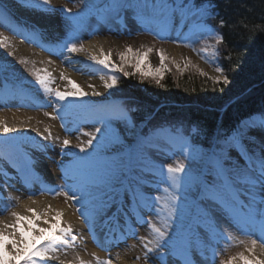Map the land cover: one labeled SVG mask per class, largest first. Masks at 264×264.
<instances>
[{
    "label": "snow or ice",
    "instance_id": "6c2138e0",
    "mask_svg": "<svg viewBox=\"0 0 264 264\" xmlns=\"http://www.w3.org/2000/svg\"><path fill=\"white\" fill-rule=\"evenodd\" d=\"M40 3L44 11H53L51 0H40ZM117 7L124 8L126 5L121 4ZM136 7L141 10L145 18L160 16L169 22L173 21L177 15H180L181 18L187 16L193 9L197 13L202 11V6H198L194 0H183L182 3H176V0H144L143 4H138ZM63 11L71 13V9L68 8ZM78 16L79 14L75 17H67L68 26L73 32L79 28ZM221 25H223V21H221ZM216 39L217 43L223 42L222 35H217ZM78 40L79 38L75 37L66 43L68 53H88L89 61L102 66L101 71L108 70L110 73L119 71L124 76L130 75L124 71V62L126 55L133 53L131 46H128L125 52L119 53L120 63L117 64L111 59V50L105 53L101 46L100 54L96 55L89 52L83 43H78ZM0 45L4 48L9 47V38L0 34ZM152 51V48H148L147 52L143 53L136 50L134 55L138 60L134 66L139 68V57L147 56ZM203 51L207 52V49ZM158 56L159 69L157 70L159 71L167 68L165 61L168 57L165 56L163 48L158 50ZM20 63L26 64L28 61L21 60ZM190 63L191 61L188 60L185 67ZM176 67L180 70L179 64ZM216 71L221 72L222 69L217 68ZM202 74L207 76V73ZM32 75L35 77L34 83L38 84L46 95L54 98L48 106L55 107L57 113L61 109L68 111L83 107L86 103L84 97L89 95H104L91 84L88 85L91 91H84L76 81L63 72L60 78L67 81L64 90L51 86L55 80L47 69L37 70L34 68ZM100 79L103 81V88L110 92L118 85V78L115 74H111L109 78L101 75ZM212 79L219 82L218 77H212ZM156 82L160 83L159 80ZM224 82L227 83L226 78ZM160 86L163 87V85ZM64 101L67 103L60 104ZM45 115L52 119L57 118L56 115L47 112ZM60 118L63 119V116ZM113 121H121L129 128L134 127L127 109L120 107L103 121V132L100 127H96L92 132H81V135L88 139L80 140L77 137L79 142L75 145L68 138L61 141V154L75 158L73 178L77 183L69 185L67 190L63 186H57L56 189H42L41 194L44 191H49L54 195H63L66 201L80 205L77 211H80L89 199L99 200V214L117 225L120 224V217H124L126 225L128 219L144 212L155 213L158 217L162 215V226L160 227L146 217H142L154 236L152 240L137 236L146 251L143 257L135 259L143 258L145 264H148L149 254L154 252L159 253L157 258L160 264H169V258H171L172 264H194L193 252H199L203 257L206 249L212 251V259L215 261L216 247L210 242H202L201 237L203 236V239L207 241L208 231L215 233L219 230L226 240L235 239L223 228L222 221H227L237 227L247 239L237 241L238 245L244 246V251L220 260L219 264H239V262L242 264H264V258H262L264 257V145L260 146L259 153L255 148L250 149L248 145L255 144L256 141L254 137L247 135L248 129L264 130V118L259 121L250 119L242 122L241 130L225 137L222 141H217L216 147L210 151H204L193 143V136L199 134V130L195 127L192 128L190 135H184L179 129L164 126H158L147 133L142 132L136 138V143L142 151L148 152L149 155H151L154 139L167 140L179 137L181 140L180 155L189 160L191 167L186 170V165L177 161L175 165L168 164L165 173L163 169L145 164H141L135 169L125 166L113 171L104 186L101 187L92 179L93 169L90 161L94 154L106 149L115 152L124 150V139L117 130L113 129ZM100 122L97 121V123ZM16 131L18 129L15 126L9 127L6 121L0 120V134L7 135ZM36 131L40 132V129L37 128ZM45 132L47 135L43 137L44 140L52 138L49 128H46ZM52 147L54 148L55 145L53 144ZM72 147L78 149L79 152H73ZM43 148L47 149L48 145H44ZM89 149H92V152H89ZM233 151L240 159L231 155ZM80 153H84V155L81 156ZM34 164L35 160L29 156L23 167L18 169V172L21 173V180L25 184L31 179L25 174V171L34 172ZM61 168H64L63 164H61ZM161 185H164V195H153V191L159 192ZM193 189L204 206L198 208L195 218L182 225L181 230L172 232L173 222L178 216V204L181 201L186 202L188 194ZM31 202L32 204L37 203L34 199ZM113 206L116 211L108 215ZM25 208L28 214L11 211V216L14 218L11 223L0 220V264H21V261L23 264H50L51 261L60 260L59 252L63 251L66 254L67 249L75 248L77 234L74 233L70 223L65 222L62 226L63 211L54 209L51 205L40 212L29 205H25ZM2 211L7 212L9 208L5 206ZM180 215H183L182 210ZM135 222L139 223L138 220ZM202 230L206 231L202 232ZM119 231L120 235L127 238L123 229H119ZM170 232H172L171 236ZM30 233L31 236H29ZM46 233L47 235H45ZM110 234L115 236V230L110 229ZM133 234L135 235V233ZM96 242L99 244V241ZM9 244L11 248L8 247ZM100 246L104 247V245ZM164 250L167 252L165 253ZM258 250L259 255L257 254ZM105 251H110V249L105 248ZM92 255L96 264H113L111 257L101 259L95 254ZM79 264H86V262L80 259Z\"/></svg>",
    "mask_w": 264,
    "mask_h": 264
},
{
    "label": "rangeland",
    "instance_id": "374dc122",
    "mask_svg": "<svg viewBox=\"0 0 264 264\" xmlns=\"http://www.w3.org/2000/svg\"><path fill=\"white\" fill-rule=\"evenodd\" d=\"M121 1L122 0L114 1L111 15L107 13V11L97 12L98 10L94 8L98 4L97 0H51V7L53 9L52 12L44 11L41 6L40 0H38V2H29L27 0H21L19 3L25 6L27 10H29V12L49 17L51 20H53L56 24L60 26V29L54 31L51 34V38H52L51 41L53 44L55 42H58L62 45H66V43L73 40L75 37H78L79 40L77 42L83 43L85 46L86 39H90L92 37L100 38L106 36L108 37L107 41L111 43V47L109 49L111 50V54L115 53L116 55H118V57H119V53L125 52L128 46H131L134 52H136V50H139V52L141 53L147 52L148 48H152L153 51L149 53L147 56L139 57L140 59H142L143 57V60L140 63L143 70L158 71L157 69H159V63L154 64V59H156L158 50L163 48L165 51V56L167 55L171 57V59L175 61V65L179 64L180 68H182L188 60H192V63L195 66H197L201 71L209 72L210 74L214 75V77H219L220 79H224V77L220 74V72L217 71L216 73H214L212 72V70H209L212 68V64H214L215 53H216V49H215L216 39L204 38L200 36L199 34L202 32V29L196 27L190 33L186 32L187 27H185V30L179 29L178 31H176L174 28L175 23H172L174 21L169 22L164 19L158 20L160 18H158L157 16L152 18H145L140 16L142 14L141 11L139 13H133L131 15L139 20L140 18H144L140 20L141 26H138L136 28V32H133L135 29L130 30L131 28H124L122 30H119L121 28L113 25L112 16L119 11L120 8H118L117 6L121 5ZM5 6L6 5L4 3L0 2V13L4 15L8 13V15L13 16L12 11L8 9L7 6L5 9ZM65 8L71 9V13L64 12L63 9ZM77 14H79L78 16L79 28L75 30V32H73V30L68 26L69 22L67 20V17L68 16L75 17L77 16ZM200 14L201 13H195L193 15V19L199 17ZM191 15L192 13H189L187 15L189 16V19L192 17ZM175 19H182V18L179 17ZM157 33L160 34L158 35ZM0 34H3L4 36H7L9 38V47L4 48L2 45H0V68H1L0 70L2 71L0 72V76L6 73L8 75H11V73L9 72L11 71L14 72L16 76L11 75V78L7 80V83L13 85V90L16 88L20 91L23 90L26 93L32 92L31 94L32 97L41 99L43 101L51 102L54 98L46 95L40 89L39 85L34 83L35 77L32 75V71L34 68L37 70L47 69V68L43 67L42 62H41L42 67L38 66L39 60H32L31 58L26 57V55L22 56L15 53V45L13 43V40L14 39L16 40L17 33L14 32L12 29L7 28L4 24H2V20L0 21ZM28 42L33 43L30 41ZM193 42H195V47H193ZM204 49H207V52L203 51ZM175 51H178L179 56H176L173 53ZM104 52L108 53V51L105 49ZM53 55L56 58H58V60L63 64V67L65 68V71H61L60 73H57L55 75L52 74V77L55 80V83L51 85L53 88L59 87L61 90H64V88L61 87L62 79L60 78V76L62 72L67 76H69L70 78L74 79L79 85L80 82L84 81L85 79H90V80L91 78L94 80L98 79L96 74L86 73L83 69L79 74L80 77L74 78L72 75H69V69H80L79 62L78 61L67 62L65 58L66 52H64L63 49H57L53 51ZM127 55H129V53ZM127 55L125 59H127L128 57ZM135 58H137V56ZM111 59H112V55H111ZM21 60H27L28 63L22 64L20 63ZM92 69H95V73H98L99 67L96 68L92 67ZM104 76L110 77V74L104 73ZM19 78H21L24 84L30 86V90L22 89L19 86L18 84ZM3 81L6 82V79H3ZM20 85L22 87H25L23 84ZM82 88L84 89V91L88 92L87 89H85L84 87ZM92 97L87 96L84 97V99H92ZM34 106H40V105H34ZM7 107L10 106H5L0 103V110H6ZM112 109L113 110L110 111L107 115L100 118H95L93 122L85 118H79L78 121H76L78 125V128L76 129H77V133L80 134L79 137L80 140L88 139V137L81 135V132H92L96 127H100L101 131L103 132L104 130L103 121L106 120L112 112L119 109V107L117 104H115ZM46 112L49 113L46 109H39V108L34 109L31 115L32 116L31 120H28L30 122V125L25 124L23 128L21 129L17 128L18 131L8 133L7 135L0 134V143L7 142L22 147L23 144L28 143V140L33 137L41 136V138L44 139L43 137L47 135L45 129L49 128L52 133V138L49 139V150H48L49 157L46 158V161L47 163L51 164V169H53L54 171H59L60 169H62L61 164L64 163L63 160L64 157L61 155V149H60L61 143H57L60 140H62L60 133L61 126L59 123L60 119L58 117L56 119H52L50 116L45 115ZM97 121H101V122L97 123ZM112 127L113 129L117 130L121 135V137L124 139V150H125L128 147L125 139H128L130 137L131 135L130 131L133 129V127L130 128L126 127L125 124L121 121H113ZM37 128L40 129V132L36 131ZM72 142L73 145H75L79 141L78 142L72 141ZM175 142H177V140H175ZM95 143L96 142L94 141V145ZM159 143L160 141H156V142L154 141L152 148H158ZM53 144L55 145L54 148L52 147ZM179 146L180 144H177L176 147L175 144L173 143L169 144V150H163L164 152L167 153L168 156L162 159L169 161L173 165H175L177 161H181L186 165V169H188L189 167H191L190 162L184 156L180 155ZM72 148L76 151H79L74 147ZM89 150L92 151V149ZM102 152H112V151L106 149ZM154 153L157 154V156L159 157V154L156 151ZM134 155L137 160L142 161L146 159V156L143 155L140 150H136ZM151 158L155 163H158L153 157ZM69 159H73V158L69 157ZM107 165L110 168L108 174L109 177L113 171H116L118 168L126 166V158L123 159L118 158L117 160L114 161H108ZM140 165L141 164L138 165L135 164L134 168H137ZM103 186L104 184L102 185V187ZM163 187L164 185H161L159 192L157 193L153 191L152 194L153 195L160 194L161 196H163L164 195ZM194 197H195V190H193L191 193L188 194L187 200L193 201ZM1 201L4 204L6 202V199L2 197ZM180 203L178 204L177 207L178 216L177 219L173 222L172 232L179 231L180 227L186 224L189 218V211L179 209ZM2 210H3V206L0 205V212L2 214L5 213ZM12 210L13 207H10L8 212H11ZM181 210L183 211L182 216L180 215ZM161 219H162V215L158 217L156 216L155 213H152L149 218V220L156 223L158 227L162 226ZM221 223L223 228L226 229L227 232L230 233L235 239L226 240L224 236L220 234L219 230H217V232L215 233L210 231L212 236L209 235V238L211 240V244L217 248L218 263L220 260L227 259L232 255H236L237 253L244 251V246L238 245L237 241L247 239V237L231 223L227 221H222ZM172 232L169 233L170 236L172 235ZM137 236L146 237L148 240L154 239V236L151 233L150 228L145 224V222L141 224V229L139 230ZM137 236L132 240L133 254H131V256H133L134 259L136 257H143L145 251L143 245L141 244L142 242H140ZM216 239L219 240V244L215 243ZM230 245H236V246H230ZM149 246L152 247V245ZM164 251L167 252V250ZM206 252L207 249L205 250L204 254H206ZM89 253H91V251H89ZM194 253L198 256L200 261L202 260L201 261L202 264H206V260L202 259L199 252L196 253L194 251ZM158 255H159L158 252L149 254L148 264H160L157 258ZM139 260L145 264V260L143 258ZM90 264H95V263L93 261H90ZM169 264H172L171 258H169Z\"/></svg>",
    "mask_w": 264,
    "mask_h": 264
},
{
    "label": "trees",
    "instance_id": "16d2710c",
    "mask_svg": "<svg viewBox=\"0 0 264 264\" xmlns=\"http://www.w3.org/2000/svg\"><path fill=\"white\" fill-rule=\"evenodd\" d=\"M194 2L202 6V11L209 5L203 24L211 21L212 28L223 36L217 64L227 83L219 77V82H215L193 64L178 70L170 58L165 61L167 68L151 73L135 67V58L124 63V71L130 75L119 72L115 95L131 101L138 120L165 103L157 118H181L188 134L195 127L199 134L193 136V143L205 150L213 146L215 139L222 141L241 130L242 122L264 118V0ZM260 131L247 130V135L256 141L248 147L258 153L263 145ZM231 155L240 159L235 151Z\"/></svg>",
    "mask_w": 264,
    "mask_h": 264
},
{
    "label": "bare ground",
    "instance_id": "6f19581e",
    "mask_svg": "<svg viewBox=\"0 0 264 264\" xmlns=\"http://www.w3.org/2000/svg\"><path fill=\"white\" fill-rule=\"evenodd\" d=\"M2 1L6 4V6L14 11V16H3V18L10 21L14 25H16L15 21L20 22L21 25H24V29L32 32L33 35H36L45 41L50 40L49 36L53 31L60 29V26L49 17L31 14L25 6L20 3H16L13 0ZM14 18H16V20H14ZM20 36L24 37L22 34ZM101 39L102 40L99 38L95 39L93 37L86 41L89 52L99 55L101 46L105 50L109 51L111 43L106 41L105 38ZM13 43L15 45L16 54L22 56L26 55V57H29L32 60H39L38 66L42 67V62L43 67H46L47 70L52 72L53 75L64 71L61 62L42 47H30V45L20 37H18L16 40L14 39ZM66 53L68 57L71 56L70 53ZM173 53L176 56H179L178 51ZM74 55L72 56L81 59L82 63L91 62L88 59V53H78ZM158 63L159 59L156 55L154 64ZM79 74L80 73H76L74 71H69V75H72L74 78L80 77ZM97 77V80L91 78V80L88 79L81 81L80 85L89 92L91 89L88 87V85H94L98 91L104 93L102 96H97L99 98L98 100L103 101L106 100L107 96L109 95V90L103 88V81L99 76ZM61 82V85H63L65 88L67 81L61 80ZM0 102H2L3 105H10L9 103H12V106L14 107L13 109L11 107H7L6 110H0V120L6 121L9 127L15 126L16 128L21 129L25 124L30 125L28 120H31V115L33 112L20 107L21 104L24 105L25 103V96L19 92L13 91V87L7 85L2 80L1 76ZM49 104L50 103L47 102V105ZM60 104L66 103L60 102ZM48 110L56 112L55 107L53 106H49ZM91 111L92 108L89 107L88 102H86L83 107L70 109L68 111L61 109L59 114L66 113V115L72 118V120L68 123V126L69 130L74 132L76 131L75 119H77L79 116L91 115ZM60 133L62 140L64 138H68L74 142H78L77 137H70L66 135L63 130L60 131ZM44 145H48V142L42 139L41 136H36L29 139L28 143L23 144L19 149H15L13 145L0 144V196H4L7 199L6 205L13 206V211L20 212L21 214H28L26 212L25 205L31 206L32 208L36 209L37 212L44 210L48 205H51L54 209L63 211L64 216L61 220V224L63 226L65 222L70 223L73 227L74 233L77 234V240L75 241V248L67 249L66 254L63 251L59 252L58 255L60 260L51 261L50 264H79L80 259H83L86 264H89L90 261H93L96 264V260L92 254H95V256H98L101 259H107L111 257L113 264H144L140 260L134 259L133 256H131V254H133V249L130 236L131 232L136 230V225L139 224L135 221L138 220L140 222L144 219L142 217H146L147 213L144 212L134 217V219L131 218V220H128L126 225L122 224V219L124 220V217H120V224L117 225L113 221L108 220L106 217L99 214V200L89 199L90 202L88 203V206L90 208L86 206L87 202L89 201L88 200L85 202L84 208L81 209V213L85 214V219H81L79 218L76 211L72 208L73 203L71 201H66L62 198L59 200L52 192L49 191L48 192L51 195L44 192L41 194L42 189H56L57 186L61 185H66L68 187L69 185H75L77 183V181L73 178L75 175V158L68 162L69 167H64L57 174H54L50 167L45 163V158L47 155L41 152L42 149L43 151L47 150L43 148ZM29 156L35 160L34 172L28 173L25 171V174L31 178L29 182L25 184L21 180V173L18 172V169L23 167L26 158ZM68 157L71 156H65L64 160H66ZM99 158V156L94 155L90 163L93 169L92 179L94 182L101 185L105 181L107 169L100 167L103 165V162L94 164ZM5 173H7V175H4ZM29 196H31V199H29ZM33 199L36 200L37 203L32 204L31 201ZM14 200L17 201V204H14ZM115 211L116 208L113 206L111 213L108 215H111ZM13 219L14 218L11 216V214L0 215V220L9 223H11ZM88 228L92 230V232H90ZM110 229L115 230V236L110 234ZM119 229H123V231L127 234V238H125L123 235H120ZM31 235L32 234L30 233L29 236ZM45 235H47V233ZM93 241H99V244L97 242L94 243ZM100 245H104V247H101ZM8 247L11 248V245L9 244ZM105 248L110 249V251H105ZM89 251H91V253H89ZM257 254L259 255V251ZM212 256L213 253L210 251L206 256V260L210 264H217L216 259L213 261ZM239 264H242V262H239Z\"/></svg>",
    "mask_w": 264,
    "mask_h": 264
}]
</instances>
